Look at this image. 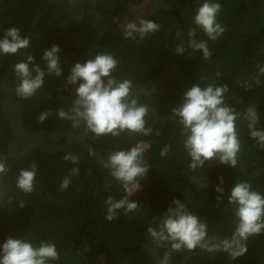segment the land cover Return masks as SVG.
<instances>
[{"label": "trees", "instance_id": "trees-1", "mask_svg": "<svg viewBox=\"0 0 264 264\" xmlns=\"http://www.w3.org/2000/svg\"><path fill=\"white\" fill-rule=\"evenodd\" d=\"M214 2L221 4L217 21L226 31L212 41L197 30V41H207L212 51L205 61L187 47V33L203 0H0V38L11 27L31 37L26 49L0 55V155L7 157L10 168L0 177V246L9 237L34 245L52 242L60 258L49 264H158L170 245L157 246L147 228L158 227L176 199L207 223L209 238L231 236L236 218L228 198L235 183L247 181L264 195V148L250 137L245 116L255 107L256 127L264 130V74L259 72L264 66V0ZM126 18L137 24L150 19L160 28L143 40L126 39ZM181 43L186 51L176 54ZM53 44L60 48L62 75L46 74L43 87L32 97H19L15 64L32 55L30 67L39 65L46 71L43 52ZM97 52L111 53L118 61L112 75L132 81V96L148 107L145 126L152 129L150 135H86L83 124L74 127L71 120L58 116V110L72 107L79 86L67 83L71 68ZM202 77L229 88L225 102L237 113L241 145L236 167L214 159L200 169L189 167L181 125L171 113L191 86H206ZM45 111L51 115L40 123L38 117ZM137 144L145 148L144 159L151 167L140 180L141 190L130 197L138 209L127 214L121 209L109 221L105 200H119L126 192L103 164L110 152ZM165 145H170L169 152L161 156ZM67 153L77 156L78 163L64 160ZM33 164L34 190L24 193L15 178ZM73 168H79L78 175H72ZM65 177L71 182L62 191ZM218 185L224 189L220 201ZM246 247L247 252L235 259L199 247L172 251L169 264H264V233L250 236Z\"/></svg>", "mask_w": 264, "mask_h": 264}, {"label": "clouds", "instance_id": "clouds-1", "mask_svg": "<svg viewBox=\"0 0 264 264\" xmlns=\"http://www.w3.org/2000/svg\"><path fill=\"white\" fill-rule=\"evenodd\" d=\"M220 11V3L203 0L194 16V27L187 33V47L193 52H200L205 61L211 58L212 51L207 41H197L196 33L200 30L209 40H217L226 31L217 21ZM159 28L160 25L155 21L141 19L139 24L128 23L124 35L126 39L138 36L143 40L146 35L155 33ZM30 41L31 37L22 36L19 28H8L0 38V55L17 54L29 47ZM185 51V46L181 43L174 52L183 54ZM59 52L60 48L55 44L43 52L46 71L39 65L30 67L34 61L32 55H27L26 61L15 64L14 72L19 81L15 91L19 97H32L43 87L46 74L57 77L62 75ZM117 64V59L109 52H97L93 59L83 64L76 63L66 78L68 84H79L75 88V99L68 111L58 110V116L71 120L74 127L83 124L86 135L93 133L96 137H119L124 132L150 135L152 129L145 126L148 107L132 96L131 80L118 79L112 75ZM259 72L264 74V66L259 68ZM205 81L206 78L202 77L201 83ZM256 83H260L258 77ZM228 92L226 84L214 85L207 82L203 88L194 84L184 92L182 102L172 109L171 115L181 125L183 147L191 160L189 167L193 170L202 168L207 161L213 159L231 167L238 164L237 154L241 145L235 125L237 113L225 102ZM49 115L50 111L41 113L39 122L43 123ZM245 116L249 121L250 137L264 148V130L256 127L259 116L255 107H249ZM169 149L170 145H165L160 155L166 156ZM144 152L145 148L137 144L128 150H115L108 154L103 167L109 170L113 178L124 184L126 195L119 200L107 197V220H113L121 209L125 214L138 209V203L131 201L130 197L141 190L140 180L147 176L151 168L144 159ZM89 154L95 155L92 147H89ZM63 159L74 164L79 161L71 153L65 154ZM6 160L7 157L0 155V177L10 171ZM36 172L35 164L30 168L20 169L15 178L16 187L24 193H31L34 190ZM78 174L79 168H73L72 175ZM70 182L65 177L60 185L61 190H67ZM220 183L223 184L222 177ZM215 191L221 193L217 196V201L222 200L224 189L218 185ZM228 203L235 206V228L230 237L221 239L215 236L209 238L207 223L193 214L181 200H173L175 207L167 209L158 227L147 228V233L157 246L170 245V250L164 253L158 264H169L172 251H192L197 247L210 253L225 252L232 259L244 255L247 252L248 238L264 233V195L252 190L249 182L239 181L232 187ZM59 258L56 245L48 241H40L38 245H34L25 239L9 237L0 246V264H49V261H57Z\"/></svg>", "mask_w": 264, "mask_h": 264}, {"label": "rangeland", "instance_id": "rangeland-1", "mask_svg": "<svg viewBox=\"0 0 264 264\" xmlns=\"http://www.w3.org/2000/svg\"><path fill=\"white\" fill-rule=\"evenodd\" d=\"M156 3H157V1H156ZM143 4H144V3H143ZM118 18H119V17H118ZM115 21H118V19L116 18ZM124 21H125L126 23H131V22H132L131 19H129V18H128V19L126 18Z\"/></svg>", "mask_w": 264, "mask_h": 264}, {"label": "built area", "instance_id": "built-area-1", "mask_svg": "<svg viewBox=\"0 0 264 264\" xmlns=\"http://www.w3.org/2000/svg\"><path fill=\"white\" fill-rule=\"evenodd\" d=\"M125 187V186H124Z\"/></svg>", "mask_w": 264, "mask_h": 264}]
</instances>
